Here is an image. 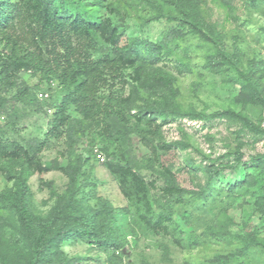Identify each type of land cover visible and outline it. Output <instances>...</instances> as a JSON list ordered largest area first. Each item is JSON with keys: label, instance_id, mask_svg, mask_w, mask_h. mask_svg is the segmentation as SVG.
I'll return each mask as SVG.
<instances>
[{"label": "trees", "instance_id": "16d2710c", "mask_svg": "<svg viewBox=\"0 0 264 264\" xmlns=\"http://www.w3.org/2000/svg\"><path fill=\"white\" fill-rule=\"evenodd\" d=\"M203 1L0 0V84L6 90L14 87L21 71L38 78L32 87L21 82L11 97L15 101L12 109L0 97V111L7 119L0 121V178L6 182L0 189V264H87L84 255L65 252L63 245L70 242H86L90 248L106 252L112 263L121 260L131 215L127 207H114L105 197L85 192L84 186L91 181L81 168L89 162L92 150H79L78 146L88 132L94 131L105 143L109 140V145L123 143L134 132L149 149L148 162L160 159L173 147L185 146L182 141L160 139L162 125L177 118L223 119L238 123V133L264 134V127L242 111L250 106L264 108L262 69L254 62L244 66L240 50L225 47L223 32L206 19ZM133 12L144 24L164 18L175 22L178 29L157 42L125 37L122 21ZM187 35L197 39L203 69L220 75L223 85L239 84L230 106L210 113L183 107L177 77L163 62L172 60L179 74L192 71L188 49L180 42ZM177 48H182L183 54H177ZM43 82L48 86L56 83L59 99L50 105L51 118L43 137L23 143L14 137L16 104L37 101L35 90ZM45 93L41 97L48 98ZM137 102L135 124L130 126L127 114ZM57 140L65 144L62 156L66 164L58 159L44 163L42 152ZM240 146L230 153L232 162L211 163L203 170L209 183L221 170L241 164L245 175L228 190L250 195L259 222L246 224L243 233L229 230L234 224L230 217L208 226L206 234L240 243L236 250L216 255L213 261L217 264H252L243 258L255 249L264 254V152L244 161ZM102 150L111 157L103 158V164L118 179L121 191L142 207L138 215L144 226L167 233L173 210L167 203L158 211L153 208L150 189L154 181H146L121 151L110 150L106 144ZM94 155L98 158V153ZM159 163L163 195L181 200L184 191L172 166ZM51 170L60 171L67 182L59 192L52 189L51 182L42 181L52 189L54 201L47 211L40 212L32 204L29 180ZM204 191L196 194L205 198Z\"/></svg>", "mask_w": 264, "mask_h": 264}, {"label": "rangeland", "instance_id": "374dc122", "mask_svg": "<svg viewBox=\"0 0 264 264\" xmlns=\"http://www.w3.org/2000/svg\"><path fill=\"white\" fill-rule=\"evenodd\" d=\"M228 3V4H226ZM204 14L209 22L215 23L224 34V45L229 51L237 47L241 52L244 66L254 62L262 69L264 82V2L253 3L252 0H204ZM146 11L142 10V13ZM147 13V12H146ZM113 20H118L113 17ZM125 37H138L153 42L170 36L173 30L178 29L175 22L162 18L143 23L141 18L131 13L124 21ZM181 45L188 49L192 71L179 74L173 67V61H165L168 69L177 79L176 86L180 90L179 100L184 108H194L196 111L210 113L214 110L228 107L233 96L238 92L239 84H222L220 75L207 72L202 68V50L197 46V39L187 35L180 39ZM177 54H183L182 48L176 49ZM21 82L31 87L38 83V78L30 72L21 71L15 86L5 89L0 84V97L10 110L15 104L11 98ZM128 88L125 89V93ZM36 92L37 101L32 104L17 103V131L15 138L23 143H31L43 137L48 128L52 109L50 105L59 99V88L56 83L48 86L41 83ZM47 92L49 97H41ZM130 108L127 114L130 126L135 124L134 114L136 106ZM15 105V106H16ZM243 111L253 122L264 127V108L250 106ZM73 114V113H72ZM0 121H7L5 113L0 111ZM157 122L160 120L157 119ZM240 126L236 122L227 120H190L177 118L162 125L160 139L166 142L182 141L184 147H173L169 152L161 154L160 159L148 162L151 157L149 149L143 146L139 136L131 133L123 143L107 144L93 132L86 133L79 144V150L90 149L92 154L89 162L81 168L90 184L84 186L90 196H102L108 199L114 207L129 209L130 224L126 230V241L120 255L121 260L112 263L106 252L90 248L86 242L65 243L63 249L69 255H84L87 264H217L213 261L219 254H227L236 250L240 243L231 238L212 237L206 234V228L216 226L227 217L233 218L234 224L229 225L232 233H243L246 224H258L259 220L254 213L253 200L249 194L229 192L228 187L241 180L245 170L241 164L235 168H225L210 180L203 170L211 163L224 164L232 162V153L238 146L246 161L255 153L264 152V134L238 133ZM105 144L110 150L121 151L126 159L132 161L146 181H154L150 189L153 208L158 211L161 205L167 203L173 210V221L168 224L167 233H156L147 229L138 215L143 211L134 197L127 198L121 191L118 179L105 168L103 160L94 153L108 157L102 150ZM121 147V148H118ZM65 144L62 140L53 141L51 146L42 152V161L47 163L54 159L64 165L66 158L62 156ZM170 164L176 174L177 182L183 189L181 200L169 199L163 195L164 179L159 173L160 163ZM61 192L66 185L67 178L60 171L51 170L40 175H34L29 180L32 193V204L37 211L45 212L51 206L54 198L51 188L45 182ZM6 185L0 178V189ZM205 189V198H200L196 192ZM93 201V199H91ZM252 264L264 262V254L258 249L253 250L243 258ZM230 264V263H222Z\"/></svg>", "mask_w": 264, "mask_h": 264}, {"label": "built area", "instance_id": "2783aa9c", "mask_svg": "<svg viewBox=\"0 0 264 264\" xmlns=\"http://www.w3.org/2000/svg\"><path fill=\"white\" fill-rule=\"evenodd\" d=\"M43 96H47V93L43 94ZM98 157H100L101 160H103L102 156L98 155Z\"/></svg>", "mask_w": 264, "mask_h": 264}]
</instances>
